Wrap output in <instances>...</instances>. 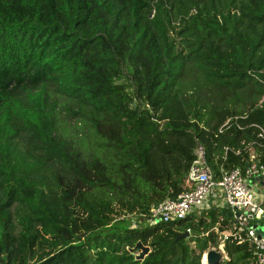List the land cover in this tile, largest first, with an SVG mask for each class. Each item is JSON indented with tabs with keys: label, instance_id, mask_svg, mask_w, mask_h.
I'll return each instance as SVG.
<instances>
[{
	"label": "trees",
	"instance_id": "trees-1",
	"mask_svg": "<svg viewBox=\"0 0 264 264\" xmlns=\"http://www.w3.org/2000/svg\"><path fill=\"white\" fill-rule=\"evenodd\" d=\"M198 84L232 98L210 104ZM60 96L108 158L57 130ZM234 116L241 128L218 130ZM252 124L264 130V0H0V264H209L224 208L149 211L187 188L198 144L216 177L264 162ZM222 248L216 264H253L245 242Z\"/></svg>",
	"mask_w": 264,
	"mask_h": 264
},
{
	"label": "built area",
	"instance_id": "built-area-1",
	"mask_svg": "<svg viewBox=\"0 0 264 264\" xmlns=\"http://www.w3.org/2000/svg\"><path fill=\"white\" fill-rule=\"evenodd\" d=\"M237 118L238 116L227 118L218 130L229 126L231 120L236 127L241 128ZM252 126L258 128L257 136L264 139L263 128L258 124ZM226 149L227 147H224V150ZM194 154L195 159L190 164L184 180L187 188L174 198H167L151 207L148 220L170 221L210 207L224 208L231 217L232 226L222 230L217 238L219 243L216 246L209 245L206 250L214 248L222 255L223 241L232 237L237 243L245 242L252 249L253 264H264V204L254 195V191L258 189V181L264 180V162H259L251 153L244 168L221 170L220 175L216 177L205 160L201 145H196ZM213 189L217 196L221 197L220 202L212 201L211 198L206 200ZM186 230L189 234V228ZM206 250L203 254H206Z\"/></svg>",
	"mask_w": 264,
	"mask_h": 264
},
{
	"label": "rangeland",
	"instance_id": "rangeland-1",
	"mask_svg": "<svg viewBox=\"0 0 264 264\" xmlns=\"http://www.w3.org/2000/svg\"><path fill=\"white\" fill-rule=\"evenodd\" d=\"M193 79H196L195 73L188 71L185 72L182 81L189 82ZM192 88L193 90L188 89V91H194L196 95L200 96L201 100L207 101L210 104H222L224 102H229L232 98V96L230 94H227V92H225L224 90H218L217 88L210 85L198 84L194 85V87ZM60 98L62 100L57 111V130L61 133V135H63L64 138L70 141L73 148L80 153L83 159H90L96 157L103 161L105 160V158H108L111 151L105 146L104 139L99 136L95 132L94 128L91 127L90 124L85 121L82 117L72 118L66 112L67 103L63 102V99H67L63 96H60ZM262 99L263 96H261V98L258 100V103ZM245 101H248V99L246 98ZM247 105V102L245 104H242L240 102L234 103L235 107H245ZM254 195L260 203L264 204V187L261 188L258 185V189L254 191ZM209 198L213 199L212 201L216 200V202H220L221 197H218L217 192L213 189L211 190L210 194L206 197V200L208 201ZM202 255L203 253L201 254L203 263L204 256ZM224 256L226 255L223 253L222 259H225Z\"/></svg>",
	"mask_w": 264,
	"mask_h": 264
},
{
	"label": "water",
	"instance_id": "water-1",
	"mask_svg": "<svg viewBox=\"0 0 264 264\" xmlns=\"http://www.w3.org/2000/svg\"><path fill=\"white\" fill-rule=\"evenodd\" d=\"M250 216V215H249ZM258 231V230H257ZM188 237L187 230H184L181 234H179L176 239L186 238ZM134 248H138L139 252L135 255V259H142L143 256L149 251V247L147 245H142L140 241H137L134 247L130 248V250H133ZM206 261L209 264H216L220 262L222 259V255L218 250H215L214 248H210L206 251Z\"/></svg>",
	"mask_w": 264,
	"mask_h": 264
},
{
	"label": "crops",
	"instance_id": "crops-1",
	"mask_svg": "<svg viewBox=\"0 0 264 264\" xmlns=\"http://www.w3.org/2000/svg\"><path fill=\"white\" fill-rule=\"evenodd\" d=\"M258 183H259V187H261V188L264 187V180H259ZM260 185H261V186H260Z\"/></svg>",
	"mask_w": 264,
	"mask_h": 264
},
{
	"label": "bare ground",
	"instance_id": "bare-ground-1",
	"mask_svg": "<svg viewBox=\"0 0 264 264\" xmlns=\"http://www.w3.org/2000/svg\"><path fill=\"white\" fill-rule=\"evenodd\" d=\"M202 256H204V261H203V263H205V261H206V257H205V254H203ZM202 260V259H201Z\"/></svg>",
	"mask_w": 264,
	"mask_h": 264
},
{
	"label": "clouds",
	"instance_id": "clouds-1",
	"mask_svg": "<svg viewBox=\"0 0 264 264\" xmlns=\"http://www.w3.org/2000/svg\"><path fill=\"white\" fill-rule=\"evenodd\" d=\"M207 251V250H206Z\"/></svg>",
	"mask_w": 264,
	"mask_h": 264
}]
</instances>
